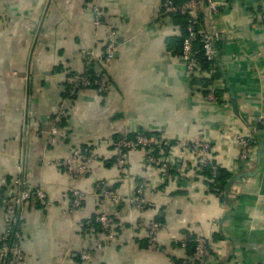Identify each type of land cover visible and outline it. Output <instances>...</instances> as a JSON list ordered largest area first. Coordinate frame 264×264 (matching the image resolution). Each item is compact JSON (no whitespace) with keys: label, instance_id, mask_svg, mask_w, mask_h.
<instances>
[{"label":"crops","instance_id":"crops-1","mask_svg":"<svg viewBox=\"0 0 264 264\" xmlns=\"http://www.w3.org/2000/svg\"><path fill=\"white\" fill-rule=\"evenodd\" d=\"M99 1L117 41L114 60L94 61L89 73L108 74V87L67 99L62 130L46 137L67 97L66 78L85 71L84 52L102 56L105 27L94 26L88 0H0V236L20 172L32 187H43L48 202L30 200L19 209L25 264H171L188 254L176 241L200 237L215 264H264V0H217L226 6L216 15L201 8L198 27L218 35L222 63L201 73L185 69V20L164 14L161 0ZM211 88L215 103L205 98ZM137 133L153 137V154L170 163L165 183L144 152L127 153L126 169L116 168L115 142ZM194 135L209 143L210 161L230 183L241 181L232 199L219 202L192 155L178 147ZM237 135L253 140L247 171ZM75 149L98 162L71 183L56 161ZM96 181L123 197L119 205L99 202ZM141 183L147 205L139 212L130 199ZM70 186L85 193L72 213ZM101 212L112 225L110 240L99 227L83 225ZM155 221L163 224L158 253L146 249L147 231L138 225ZM81 251L91 252L88 262Z\"/></svg>","mask_w":264,"mask_h":264},{"label":"built area","instance_id":"built-area-1","mask_svg":"<svg viewBox=\"0 0 264 264\" xmlns=\"http://www.w3.org/2000/svg\"><path fill=\"white\" fill-rule=\"evenodd\" d=\"M90 12L93 16V23L96 28L105 27L106 40L102 56L98 59L94 52L88 50L84 52L85 71L81 74H70L66 78L67 91L66 98L62 100L57 108V111L52 117V124L48 131L42 132L46 137L57 134L62 130V122L67 114V99L72 98L79 90L93 89L97 93H103L109 84L108 74L99 72L96 75H91L90 66L94 61H100L103 65H109L114 60L117 36L114 28L111 25L103 24L102 9L99 0H88ZM225 3H220L217 0H161L160 7L164 14L169 16L185 17L187 25L185 34L181 42L180 57L184 63L185 69L190 72L201 73V63L198 61L194 44H200V51L203 59L209 64L208 69L212 72L214 69L221 70L222 63L220 62V53L217 47L218 35L215 33H207L201 27L198 21V13L201 8H206L211 15L219 13L221 8L225 7ZM261 23L264 26V13L261 14ZM206 100L215 103L218 98L211 88L206 92ZM236 141L239 144V160L244 163L243 169L247 171L251 168L252 161V143L251 137L241 135L236 136ZM157 141L153 137L145 136L137 133L132 137L126 135L121 136L114 144L115 147V166L118 170L124 171L127 167L126 154L144 152V162L147 166L158 171L159 180L165 183L169 177L171 166L167 160L153 154V147ZM178 147L192 155L193 161L197 168L201 171L209 168L211 183L210 192L216 199L224 203L226 199H232L240 192L241 181L233 180L225 192H222L216 184L213 183L218 174V166L212 163L209 159L210 145L200 135L191 136L188 139L181 140L177 143ZM58 164H63L68 180L73 183L83 177L87 172L86 165L88 163L98 162V157L89 155L86 150H71L69 155L63 161H56ZM20 174V172H18ZM18 176L14 180L15 194L8 199L3 210V232L0 236V258L8 260L14 264H25V256L21 249V234L19 228V209L24 202L33 200L40 205H46L47 196L42 187H32L22 177ZM96 196L99 197V202L104 204L109 201L113 206L119 205L123 197L113 190L106 187L104 181L95 182ZM144 184H138L135 192L136 197L130 199V202L135 208L142 212L145 210L146 202L143 200ZM71 204L69 213L74 212L82 205V200L85 193L70 186ZM83 225L85 227H99L105 234V239L110 240L113 236L112 225L105 212L96 215H89L85 218ZM139 227H143L147 231L146 249L150 252L158 253L160 248L157 243L158 234L163 228V224L155 221L149 224L139 222ZM186 240L176 241V245L180 250L185 251L188 248ZM100 246V244L98 245ZM79 258L82 262H88L91 259L90 251H81ZM215 257H210L207 251V242L204 238L193 240L192 256L185 254L183 258L171 264H215Z\"/></svg>","mask_w":264,"mask_h":264},{"label":"trees","instance_id":"trees-1","mask_svg":"<svg viewBox=\"0 0 264 264\" xmlns=\"http://www.w3.org/2000/svg\"><path fill=\"white\" fill-rule=\"evenodd\" d=\"M181 17V16H180ZM184 20H185V28H186V25H187V21H186V18L183 17ZM185 34V32H184ZM184 37V36H183ZM182 37V39H183ZM182 42V40H181ZM181 47V46H180ZM200 44L198 42H196L194 44V50L196 51V56L198 58V61L201 63V67L202 69L206 70L208 68V63L203 59V56H202V53L200 51ZM218 70V69H216ZM216 78V75L214 76L213 75V79L209 80L208 81V84L214 80ZM203 173H205L206 177H207V180H208V186H209V189L210 187L212 186V183H211V176H210V170L209 168H206L205 170L202 171ZM230 179H227V176L225 175V173L219 168L218 169V174L216 175L215 179H213V183L216 184V186H218V188L222 191V192H225L226 189L229 187V182ZM188 245V248L186 249L188 251V256H192V252H193V241H189L187 243Z\"/></svg>","mask_w":264,"mask_h":264},{"label":"rangeland","instance_id":"rangeland-1","mask_svg":"<svg viewBox=\"0 0 264 264\" xmlns=\"http://www.w3.org/2000/svg\"><path fill=\"white\" fill-rule=\"evenodd\" d=\"M90 164V163H89ZM43 188V187H42ZM45 191V190H44Z\"/></svg>","mask_w":264,"mask_h":264}]
</instances>
